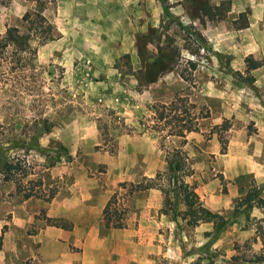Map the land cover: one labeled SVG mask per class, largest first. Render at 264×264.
<instances>
[{
	"label": "rangeland",
	"instance_id": "rangeland-1",
	"mask_svg": "<svg viewBox=\"0 0 264 264\" xmlns=\"http://www.w3.org/2000/svg\"><path fill=\"white\" fill-rule=\"evenodd\" d=\"M202 1L47 0L52 38L32 40V53L2 49L0 151L24 159L27 177L55 194L23 198L0 173V264H263L250 262L264 251L250 237L264 206L240 199L254 185L264 196V66L246 69L248 57L264 60L229 46L238 34L211 38L220 20L248 24L247 7L229 12L230 2L224 18L209 19ZM34 4L0 0V35L22 28ZM257 16L254 32L264 41V9ZM255 51H264L262 43ZM154 59L163 68L148 82ZM176 94L208 111L184 136L154 126V105ZM174 146L186 155V180L202 203L228 217L221 230L175 222L159 210L160 189L130 187L163 172ZM115 190L127 207L123 227L102 216ZM139 198L152 201L150 215H135Z\"/></svg>",
	"mask_w": 264,
	"mask_h": 264
},
{
	"label": "trees",
	"instance_id": "trees-1",
	"mask_svg": "<svg viewBox=\"0 0 264 264\" xmlns=\"http://www.w3.org/2000/svg\"><path fill=\"white\" fill-rule=\"evenodd\" d=\"M34 2L32 10L26 11L22 16V28L9 26L5 29L4 34L0 35V53L7 45H12L15 51L20 53H32L33 49L30 47L32 40L43 43L52 38L54 26L43 13L47 0H34ZM230 2V0H220L217 4H209L204 0L199 5V10L201 14L206 15L209 19L214 17L224 18ZM223 4L226 5V9L221 8ZM248 59L250 64L246 65V69L260 65L259 61H253L249 57ZM162 65L163 62L160 59H154L148 63V82H153L157 79L159 72L163 68ZM185 101H187L188 108L185 105ZM182 106L183 108H180ZM193 106L194 103H190L186 96L177 94L168 103L155 104L154 126L161 129L168 126L167 134L180 136H184L188 131L196 130L198 119L207 116L208 111L201 114L192 109ZM178 110H182L184 114L181 111L178 112ZM227 127L228 124L225 123L224 129ZM40 129L47 130V126ZM165 161L166 168L163 172L158 171L152 177H144L135 184L131 183L130 187L135 189L151 187L160 189L163 193V201L159 210L162 213H170L175 222H179L180 219H184L189 225L198 222H211L215 231L221 230L229 222V219L222 213L213 211L205 206L193 186L186 180L191 170L188 167L184 151L177 146L167 149ZM27 166L28 164L24 159L22 162L18 159L13 161L12 158L6 157L0 151V173L5 180L15 182L16 191L23 198L46 196V200L51 199L55 194V190L50 189L48 193H45L41 188L42 180L40 178L27 177L31 173ZM24 180L26 183H24ZM120 185L125 186L124 183H120ZM260 189L261 187L256 185L254 187L250 186L240 199L242 205L247 207L254 205L264 206V196L259 194ZM126 211V205L118 202L117 191L115 190L106 200L102 208V216L108 220L112 218L113 226L123 227L125 226ZM59 224L69 226L65 223ZM1 238L2 235L0 234V246ZM257 240L260 241L261 247L264 248V215L256 220L254 233L250 237L251 243ZM232 260L237 262L239 258L232 256ZM250 262L264 264V251H261L255 258H250Z\"/></svg>",
	"mask_w": 264,
	"mask_h": 264
},
{
	"label": "crops",
	"instance_id": "crops-1",
	"mask_svg": "<svg viewBox=\"0 0 264 264\" xmlns=\"http://www.w3.org/2000/svg\"><path fill=\"white\" fill-rule=\"evenodd\" d=\"M218 1L219 0H214L215 3H217ZM230 1H231V8L229 12H240L243 11L246 7L252 12V16H250L248 24H246L245 26H240L238 28H235L231 20L230 21H227L226 19L220 20L218 22L220 23V26L219 25L212 26V28L216 30L215 32L216 34L212 35L211 38L219 40L220 38H224V37H234L235 34H238L240 38L236 40L235 44L232 43L229 46H235L241 49H246V51L243 53L244 56H249L251 54L256 60H261V59L264 60V51L262 53H260L259 51L257 52L255 51V49H258L260 43H262V46L264 48V41L260 40L259 39L260 37L256 35V33L254 32L258 30L256 29L258 22L257 13L261 11V9H264V0H230ZM233 19H235V17H232V20ZM222 26H225L223 30L220 29V27ZM232 52L235 53V51ZM241 54L242 51L239 50L238 55L236 57L241 56ZM262 63L263 62L260 61V65L250 68V73L251 72L254 73L255 70H258L261 66H264V63L263 64ZM239 70L242 71V68H240ZM250 170L251 169H248L249 172ZM152 204H153L152 201L148 198L137 199L135 205L136 210L134 212L135 215H148V214L150 215L149 210L151 209ZM255 243L261 247L259 240L253 242V244Z\"/></svg>",
	"mask_w": 264,
	"mask_h": 264
}]
</instances>
